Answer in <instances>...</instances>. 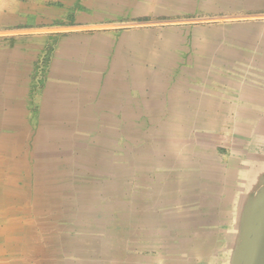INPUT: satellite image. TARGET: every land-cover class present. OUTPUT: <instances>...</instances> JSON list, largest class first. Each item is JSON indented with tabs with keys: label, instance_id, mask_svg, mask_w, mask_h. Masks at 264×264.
I'll list each match as a JSON object with an SVG mask.
<instances>
[{
	"label": "rangeland",
	"instance_id": "1",
	"mask_svg": "<svg viewBox=\"0 0 264 264\" xmlns=\"http://www.w3.org/2000/svg\"><path fill=\"white\" fill-rule=\"evenodd\" d=\"M50 6L66 7L71 27L66 32L49 31L47 33L49 40L45 45H41L44 49L39 51L38 48L32 47L27 50V53L28 51L32 53L29 57L34 58L29 64L25 82V107L30 116L25 118L23 126H29L28 140L23 142L12 158V148L10 150L3 148L6 143H3V137H0V155L3 154L1 157H4L5 153L7 158L11 155L9 163L0 162V210L12 209L10 213L17 210L14 215L17 218L23 217V213H20L22 203L15 201L11 195L7 202L3 200L8 188L5 184L8 182L4 179L9 170L16 174L17 170L13 167L16 162H11L15 158L14 161L18 160V156L23 161L21 163L26 165V169L18 175L20 180L16 185L19 188L24 182H28L31 189L28 192L33 196L39 169L35 155L40 151L34 142L38 131L37 120L32 116L37 117L39 114L36 100L42 97L46 69L50 66L55 49L61 44L80 49V52L84 48V51L95 58L98 53L96 49H92V43L100 40L106 45L104 51L107 50L106 55L100 54L105 61L102 62L103 66H100L101 71L109 70L112 60L117 58L116 62H121V67L129 74L133 73L139 77L138 85L141 90H145L147 84L151 83L149 78L155 79L156 71H161L160 74L163 75L161 83H164L165 91L158 83L160 91L157 90L155 95L150 96L143 91L138 95L134 93L128 95L127 87L123 90L125 100L127 102L136 100V103L140 104L139 108L141 106L140 110H136L137 112L129 109L125 112L119 109L114 112L90 110L87 114L91 113L89 114L91 117L86 122L89 124L84 134L76 137L73 146L69 141L67 146L66 143L54 145L58 152L62 150V146H66L69 152L68 159L64 161L60 156L59 158L49 156V159L55 162L53 167L46 166L45 172L47 176L52 175V179L60 181L59 184L65 185V191L59 196L55 209L48 210L47 207L46 210L45 208L40 210L39 216L42 215L44 225L40 227L37 223L35 229L29 232L30 235L36 236L35 239L29 234L17 232L4 234L6 223L10 225L14 216L0 214V262L5 260L13 261L12 264H32V261L33 264H168L173 260L172 264H225L230 242L237 229L234 216L239 207L236 208L235 200H229L231 198L220 192V182L212 181L208 172L218 167V170L224 169L225 173L230 172L229 168L234 162H228L229 156L239 154L237 156L241 158L243 154L239 151L241 149H229L224 143L232 129L229 111L232 104L222 102L219 91L210 86L215 85L209 74L210 70L215 69L210 59L214 56L221 59L223 48H236L242 44L243 39L239 32L244 22L264 17V0H56L50 2ZM73 9L82 11L81 15L77 14V17L80 15L79 17L83 18L79 25L73 24L75 21L70 16ZM21 39L19 36L16 42L27 41ZM27 39L33 40L31 35L27 36ZM9 48L14 49L12 44ZM100 74L99 80L96 81L99 84L103 83L105 78V73ZM217 87L220 89L219 84ZM180 88L183 91H180ZM173 89L177 94L171 95ZM151 99H154L152 100L154 104L156 100L159 102L164 99L166 108L158 111L155 106L157 112L149 110ZM12 102L11 98L6 104L9 106L7 109H12L14 104ZM171 106L178 108L171 111ZM7 109L5 106L3 111ZM102 114L112 116L109 118L111 125L101 126L102 119L99 115ZM72 124L75 129L81 126L77 119L73 120ZM2 132L4 129L0 127V136L9 133ZM48 150L50 151L48 148L43 153H47ZM82 152L84 155L80 158ZM207 163L210 164L208 167ZM198 181L203 184L208 182L205 186L212 184V188L206 190L207 193L204 187L201 191ZM194 186L196 188H192ZM170 189L177 194L174 195L176 199L173 194L170 198L162 197L164 195H160L159 198L156 196L157 193H154ZM191 190H196L197 194L187 195ZM190 200L195 202L198 208L194 207L185 213L186 211L179 208L177 203L178 201L180 204L187 203L191 202ZM130 201L133 204L138 201L139 204L131 208L128 206ZM144 202H148L149 210H146L150 212H146ZM154 203L157 205H152ZM140 204L145 206L142 208ZM32 210L37 211L34 205ZM32 210L28 219L35 220L36 223L38 215L36 217ZM166 224H174L171 229L176 230L175 234L179 230V225L185 227L188 240L177 241V246L172 245L168 250H164L167 243L161 238L162 236L164 238L165 234L166 237L168 235ZM30 239L32 243L29 242ZM34 244L35 248L42 246L38 250L42 252L44 249L43 253L31 247ZM169 263L171 264V261Z\"/></svg>",
	"mask_w": 264,
	"mask_h": 264
},
{
	"label": "bare ground",
	"instance_id": "2",
	"mask_svg": "<svg viewBox=\"0 0 264 264\" xmlns=\"http://www.w3.org/2000/svg\"><path fill=\"white\" fill-rule=\"evenodd\" d=\"M16 43H19V42L17 41ZM66 43L67 42H65V44ZM19 44H21V45L25 44L26 45L28 43L24 42V43H19ZM66 45L61 44L57 49H55V54L53 56V59L50 60V66L48 67V69H46V72H45V76H44V80H43L44 81L43 82V92H42V95H41L42 97H38L39 100H36V102L38 103V106H39L38 109H37V111H39V114H37L38 115L37 117L35 115L32 116L34 119L37 120V121L36 120L35 121L37 122V127H38L37 130L38 131H37V136H36L34 142H35V145H37V148L40 151V153L38 155L37 154L35 155V159L36 160L34 159L36 161V164L38 165L39 169H38L37 176H36L37 179L35 180V184H34L33 196H32V194L30 195V192H28V190L30 189L29 185H28V182H24V185L19 187V188L16 185V182H18L20 180L18 178V175L20 173H22L26 169V167H25L26 165L22 164L23 161L19 158V156H18V160L14 161L16 159L15 158L13 160V162H11V163H15L16 162L13 165V167L17 170L16 174L14 173V171L9 170L7 172V175H6L7 177L5 179L1 176L4 179L5 182H8V183H5L8 186V188H7V192H5V195L3 196V200H5L7 202L9 197H10V195H11V197H13L15 199V201L18 200V202L22 203V207L20 208V213H23V217L22 218H17L16 215H14V213H17V210L12 211V213H10V211L12 209L9 211L8 209L2 208L0 210V212H1L0 214L1 215H3V213H5V214H9V215L11 214V215L14 216L13 219L11 220V224L10 225H8L9 223L6 221L8 224L6 223L7 226H5L6 229L4 230L5 231L4 234L5 233L6 234H11L12 232L13 233L17 232V234H22L23 233V235H28L29 232L31 233L32 230L35 229V226H36L37 223H38L37 225L40 224V227H42V225H44L43 224V219L41 218L42 215L39 216V214L41 213L40 210H43L44 208L46 210L47 207H49L48 210L50 208L51 209H55L56 208V205L59 202L58 198L61 195V193H64V191H65L64 189L66 188V186L63 185V184H59V183H61L60 181H56L55 179H52L51 178L52 175L51 176H49V174H48V176L46 175V172H45L46 166H49V165L51 166L52 165V167H53V164L55 162V161L53 162L52 160H50L49 156H56L57 158H59V156H60L61 159L64 160V161L66 159H68V153L69 152L67 151L68 149H67L66 146L69 143H72L71 146H73V144H74V142L76 140V137H80V136H82V134H84V131L86 130L87 124H89V123L86 124V122L91 117V116H89V114L91 115V113L87 114L88 111L96 110V111H111V112L113 111L114 112V110L119 109L120 111L125 112V111H128V109H129V110L135 112L136 110L138 111V110L141 109V106H140V108L138 106L140 104L136 103V100L132 101V100L128 99L130 103L127 102V100H125V98L123 96L124 95V91L123 90H126V88L128 87V95L130 93H134L135 95H138L141 91H143V93H148L150 96L153 95V94L155 95V93H157V90H159V87H158L159 84H161V89L164 90V88H163L164 83H161L162 82V80H161L162 77L161 76H163V75L160 74L161 71L160 72H157V71L155 72V74H156L155 79L152 78V77L149 78V79H151V83L147 84L145 82L147 84V86H149V87L146 86L145 90H141L139 88L140 87V85H138V82H139L138 78L139 77L136 74H133V73L129 74V72L127 70H125V68L121 67V65H122L121 62L120 63L116 62L117 58H114L112 60L113 63H111V67H110L109 70H107V71L104 70V68H105L104 67L103 68L104 71H101L102 68L100 66L102 65V62L104 60H103V57L100 56V54L101 55H106L107 54V52H106L107 50L104 51V48L106 47V45L104 43H101L100 40L99 41L96 40V41H94L92 43V49H94V50L96 49L97 53H98L97 57H95V58H93L94 56L93 57L90 56L87 53V51H84V48H82V47H79V48L83 49V50L81 49V52H80V49H77V48L73 49V48H70L69 46L67 47ZM24 56L20 55L17 52H14V51H3V50H0V127H1L2 130L4 129V132L5 131L9 132L7 134L2 132L4 134H2L3 136H0V137H3L2 138L3 139L2 142L6 143L5 147H3V148H6L8 150H10L12 148V153H13L12 158L15 157V153L19 150V147H21L23 142H26L28 140L27 138H28V134H29L28 133L29 126H27V125L23 126V124H24L23 122H24L25 118H27V116H28V112H27L26 107H25V99H26L25 82H26L27 73L29 71L28 59H27V57H24ZM125 64H126V62H125ZM130 64H132V63H130ZM133 71H136V69L135 70L133 69ZM101 72H103V74L105 73L104 74L105 75L104 82L103 83L100 82V84H102V85H100L98 82L96 83V81L99 80L98 77H100V75H101L100 73ZM126 72H128V76H127ZM143 72H145V71H143ZM125 73H126V76H125ZM149 76H152V75H149ZM125 77H127V80H125ZM121 79H123L122 80L123 82L121 81ZM140 79H141V77H140ZM98 87H99V89H98ZM175 89H173V91H172L173 93H171V95L177 94ZM181 90H182V88H180V91ZM148 94H145V95H148ZM179 95H181V92H179ZM11 98L13 100L12 103H14V104H12L13 107H12V109H7V108H9V106H7L6 104L10 102ZM160 98H162V97H160ZM152 100H154V99H151L150 101L152 102ZM124 101H126V103H124ZM176 101H178L177 98H176ZM122 102H123V104H122ZM88 103H93V104H88ZM131 103H133V104H131ZM177 104H179V103H177ZM5 106H6L7 111H3V109H5ZM150 106L151 107L149 108V110L154 111L155 110V106H156V109L158 111H163L166 108L165 100L163 99V100H161L159 102L156 100V104H154L152 102L150 104ZM178 106H174L173 108L171 106V108H172L171 111H173L175 109L177 110ZM188 106H190V105H188ZM145 108H147V107H145ZM35 109H36V107H35ZM157 115H159V114H157ZM111 117L112 116H110L108 114L99 115V118L102 119L101 120V123H102L101 126L105 127V126L111 125V123H110L111 121L109 120V118H111ZM150 117H153V115H150ZM95 118H97V117H95ZM76 119L78 120V122L80 123L79 125H81V126L80 127L77 126L78 128L75 129L74 128L75 126L73 127L72 123H73V120H76ZM203 125L205 126V124H203ZM32 127H33V125H32ZM9 130H11V132ZM5 135L7 136L6 138H5ZM70 135H72L71 138H66V137H68ZM73 136H74V141L72 142ZM83 137H86V136H83ZM68 141H69V143H68ZM56 143H59L60 145H63V144L66 143V146H62L63 147L62 148L63 151L59 150V152H58L57 151L58 150L57 147L54 148V145ZM57 146L60 147L59 145H57ZM48 148L50 149V151L48 150L47 153H43V151H46ZM34 149H36V148H34ZM85 149H83V150H85ZM83 152L80 154V158L83 157V155H84ZM145 154H146V152H145ZM6 155L7 154L5 153V156L1 157V156H3V154L1 153L0 162H8V163L10 162L9 158L11 157V155L9 154L10 156L8 158H7ZM104 157H106V156H104ZM78 159H79V156H78ZM82 159H84V158H82ZM91 159H94V158H91ZM96 159H98V158H96ZM167 160H165V161H167ZM70 161H71V159H70ZM79 161H80V159H79ZM169 162H171V161H169ZM231 162H233V160H231ZM208 165H210V164L207 163V167H208ZM250 165H251V167H250ZM59 166H61V165L59 164ZM68 166H70V164ZM190 166H192V165H190ZM61 167H63V166H61ZM218 169H219V167H218ZM218 169H216V170H215V168H214V170H210L209 169L210 172H208V174H210V177H212V179H211L212 181L214 180L216 182H220V184H221L220 185V192L225 193L227 195V198L228 197L231 198L229 200L233 199V201L234 200L236 201L235 202L236 208L239 207V209L238 210L236 209V211H235L236 215L234 216L235 217L234 219L237 222L236 226L238 228L239 227V223H240L241 213H242V209H241L240 205L242 204V202L244 200L243 197L246 196L247 194L249 195L250 193L255 192L257 187L262 182L260 178L263 177V171L262 170H264V162H253V159L251 161H249V162H236L235 161L233 164H231V166L229 168L230 172L225 173L224 169L222 170L223 172L221 171V169L220 170H218ZM50 170H52V169H50ZM47 172H49V171H47ZM50 172H52V171H50ZM10 174L13 175V177ZM66 174H67V172H66ZM161 174L163 175V173H161ZM195 174L197 175L196 172H195ZM14 175H15V178H14ZM56 175H58V174H56ZM56 175H54V176H56ZM204 176L206 177V175H204ZM215 177H216V179L218 178V180H216ZM198 182H199V185L202 188L201 191H203V187H204L205 191L206 190L208 191V190H210L212 188V184L205 186L206 183H208V182H205V184H203L201 181H198ZM194 184H195V182H194ZM213 187H215V186L213 185ZM192 188H196V187L194 186ZM173 189H170V191L169 190H160V191H156L154 193H157L156 196L159 197V198H160V195H164L162 197H165V196L167 197L168 196L170 198L171 194H173V197L176 199L175 196L177 194L174 192ZM189 189H191V188H189ZM198 190H200V189H198ZM207 191H206V193H207ZM161 192H162V194H161ZM189 193L190 194H187V195L193 196V195L197 194V191L196 190H194V191L191 190V191H189ZM3 194H4V192H3ZM212 194H214V193H212ZM30 201H32V202H30ZM223 202H225V201H223ZM144 203L146 204V207H144L145 210L146 209L149 210V206L147 207V203L148 202H144ZM232 203H234V202H232ZM5 204L8 205V203H5ZM138 204H139L138 201H136L135 204H133V202L130 201L128 206H130L132 208L134 205L136 206ZM172 204L175 206L174 202H172ZM177 204H178L179 208H181L182 210L184 209L183 211H186L185 213L189 212V209L197 207L196 203L195 202L193 203V201L187 202V203H182V204H180V202L178 201ZM33 205H34V208L37 209L36 212H34L35 210L34 211L32 210ZM140 205H141L142 208H143V206H145L144 204H140ZM152 205H157V204L154 203ZM199 207H202V206H199ZM31 210H32V212H34L33 214H35L36 217L38 215V218H36L37 219L36 223H35V220L28 219V216H29ZM48 210H47V212H48ZM130 210H133V209H130ZM148 210H146V212ZM213 210H214V208H213ZM133 211H137V210L135 209ZM170 211L171 210H169V213H170ZM148 212H150V211H148ZM208 214H210V213H208ZM46 215H44V216H46ZM132 215H134V214H132ZM1 217H3V216H1ZM172 220L174 221V219H172ZM37 221H39V222H37ZM46 222H47V220H46ZM46 222H44V223H46ZM55 222H56V220H55ZM82 222H83V220H82ZM184 222H186V221H184ZM190 223H194V222H190ZM2 224H4V223H2ZM187 224H189V222ZM53 226H54V224H53ZM53 226H50V227H52V229H53L55 227V226L54 227ZM48 227H49V225H48ZM165 227L167 228L168 235L166 237V234H165L164 238H163V236L161 238V240L165 239L166 240L165 243H167V244H165L164 250H168L170 247H172V245L175 246L177 241L186 242L185 240H188L187 231H186L185 227H181V225H179V230H178V232L176 234H175L176 230L172 231V229H171L172 227H174V224H170V225L166 224ZM186 227H188V225ZM1 228H3V227H1ZM36 229H38V228H36ZM38 231H40V230H38ZM4 234H2V235H4ZM188 234H189V232H188ZM38 235L40 236V234H38ZM47 235H49V234H47ZM6 236H8V235H6ZM30 236H31V238H34V239L36 237L35 235H30ZM18 237H20V236L18 235ZM40 237H42V236H40ZM234 237L235 236H233V239H234ZM3 238H5V237L3 236ZM46 238H48V237L46 236ZM177 238H178V240H177ZM9 240H10V238H9ZM16 240H19V239H16ZM31 240L32 239H30V241H29L30 243H32ZM223 240H225V239H223ZM36 241H37V239H36ZM43 242L44 241H42V243ZM19 243L20 242H18V244ZM39 243H41V242H39ZM50 244H48V245H50ZM35 245L36 244H34V246H31V247H34V249H36V250H38V249H40L42 247L41 246L39 248L37 246L38 248L37 247L35 248ZM183 245H185V247H188L187 244L183 243ZM183 245L181 244V246H183ZM16 247L17 246L15 245L14 248H16ZM46 248L47 247H45V251H46ZM178 248H181V247L178 246ZM7 249L10 250L9 248H7ZM43 250H42V252L39 251V250L38 251L43 253ZM26 251H27V249H26ZM166 253H169V252H166ZM1 254H3L2 250H1ZM171 254H172V256H174L172 251H171ZM181 254H182V252L180 253V255ZM176 255H177V253H176ZM126 256H128V255H126ZM37 261H39V260H37ZM170 261H171V264H172L173 260H170ZM177 261L179 262V260H177ZM12 262L13 261L2 260V262H0V264H12ZM169 262H168V264H170ZM183 262H185V261H183ZM32 264H33V261H32Z\"/></svg>",
	"mask_w": 264,
	"mask_h": 264
},
{
	"label": "crops",
	"instance_id": "3",
	"mask_svg": "<svg viewBox=\"0 0 264 264\" xmlns=\"http://www.w3.org/2000/svg\"><path fill=\"white\" fill-rule=\"evenodd\" d=\"M50 2L56 0H0V50L25 55L30 64L34 58H29L32 53L26 50L36 46L39 51L44 49L41 45L49 40V31H68L71 26L66 7L50 6ZM81 12L77 9L70 11L75 21L73 24L83 22L79 17ZM77 14L80 15L77 17ZM239 34L243 39L241 45L223 48L221 59L211 57L215 69L209 74L215 81V85L210 86L219 91L221 101L232 104L229 110L232 129L224 143L227 148L241 149L239 151L244 154L264 146V17L244 22ZM29 35L33 40L27 39ZM19 36L28 44L16 43ZM10 44L14 49L9 48ZM237 155L231 154L228 162H244L245 159Z\"/></svg>",
	"mask_w": 264,
	"mask_h": 264
},
{
	"label": "water",
	"instance_id": "4",
	"mask_svg": "<svg viewBox=\"0 0 264 264\" xmlns=\"http://www.w3.org/2000/svg\"><path fill=\"white\" fill-rule=\"evenodd\" d=\"M244 162H264V146L246 151ZM255 192L244 196L239 227L230 242L225 264H264V170ZM233 235V234H232Z\"/></svg>",
	"mask_w": 264,
	"mask_h": 264
}]
</instances>
